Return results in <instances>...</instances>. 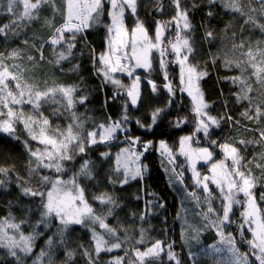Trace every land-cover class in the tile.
<instances>
[{"label":"trees","instance_id":"obj_1","mask_svg":"<svg viewBox=\"0 0 264 264\" xmlns=\"http://www.w3.org/2000/svg\"><path fill=\"white\" fill-rule=\"evenodd\" d=\"M3 2L6 3V0ZM55 3L60 9L59 12L54 14L52 5L45 4L40 10L39 20L27 25L20 24L14 31L9 30L7 35L0 34V52L4 53L5 57H9L13 51L18 52L17 57L6 58L5 63L10 67L16 64L26 69L24 78L29 83L38 86L40 90H46L48 87L76 86L74 100L87 96V100L83 104L75 103L74 108L71 109L83 121V131H95L98 130L100 124L108 126L114 122H120L128 131L127 134L117 137L118 144L91 145L84 154L67 163L66 171L61 174L62 179H70L84 160H91L95 163L94 179L89 180L81 177L79 180L80 186L84 188L85 200L93 207L96 214L105 215L111 206L101 204L94 197L107 193L117 199L119 207L113 208V214L108 216L105 222L109 226L117 228V235L122 242V247L113 249L111 252H101L100 264H108L116 257H124L123 264H129L130 261H136V264H139L134 249L144 251L155 240L171 243L181 264H193L183 245L180 224L182 197L174 190L168 180L162 158L157 150L160 141L167 143L179 160L180 165L186 163V160L178 153L180 140L186 135L193 137L194 143L199 149L219 150L217 147L225 143L239 148L247 169L251 170L253 176L261 178L257 180L253 195L262 214H264V200H261V194H264V167H257L258 164L264 166V144H239L240 140L250 141L256 138L255 129L257 127L264 128V118L260 123H257L241 116L248 104L246 101L236 102L233 94L239 90V86L225 79L226 77L239 76L240 69L234 66L225 67L224 65L225 58L234 59L238 57L241 51H247L249 44L255 48L257 41H261L260 47L264 48V34L252 25H245L244 17L226 10L220 2L210 6L207 0H182V5L190 9L189 19L195 27V31L192 33L195 41L193 45L195 59L190 58V63H198L200 70L208 73L199 82L206 102L211 105L208 108V113L217 118L225 114L233 117V121L221 120L219 127H212L210 134L206 136L202 129L197 131L198 117L193 111L194 103L181 90V67L173 52L166 50V54L163 56L164 66L161 65L162 58L154 55L152 69L149 72H142L144 74L140 90L141 98L136 106L131 104L130 98L127 96V84L120 87L110 81L106 82L103 72L98 73L97 70L103 67L98 56L105 53L108 48L106 26L111 24V17L108 15L110 5L107 0H105L104 12L98 22L83 33V36L87 38V44L84 43L83 37L77 34L71 56L67 60L61 61L60 64L53 63L56 54L60 51L66 52L67 49V43L57 47L48 43L53 29L45 24V20L54 18L56 27L63 23V0H55ZM158 3L162 5V10L157 8ZM193 3L198 6L192 7ZM19 10L22 11V6H19ZM209 10L213 12L212 16L207 15ZM219 11L227 14L229 21L217 33L214 23ZM174 15L175 8L171 4V0H138L137 13L135 16L128 13L127 23L131 30L136 26L137 20L143 21L149 38H153L152 35L156 33L157 22L169 21ZM14 18L6 10L0 8V27L8 24ZM166 28L168 40H173L176 25L170 24ZM208 30L213 31V38H205V33ZM71 35V33H66L65 37L68 38ZM241 41H244L245 48L234 52L233 44L239 45ZM137 45L140 47L141 43L137 42ZM38 48L43 52V59H41L40 51H37ZM29 56H32L33 60H29ZM214 57L215 62H213ZM74 65H79V68L76 71H70ZM165 73L167 77H165ZM250 73L251 69H249ZM122 79L126 83L127 80H124L123 77ZM149 81L156 85L157 90L155 92L152 91V85ZM167 83H170L172 92H169L168 88L165 87ZM254 87H256L255 84ZM66 103V98L57 93L54 98H50L41 104L40 112L49 119L51 128L58 127L63 131L66 129V125L73 123L71 112L67 110ZM225 103H227V108ZM125 104L127 107L124 106ZM25 105L27 108L29 104ZM16 107L18 109L19 106ZM156 108H162L164 111L157 118L156 123L152 124L151 113ZM0 111H6V109H0ZM28 114L34 115L35 113L32 109L28 111ZM125 116L127 117L126 120L123 119ZM3 118L6 117H0V119ZM234 121H239V123ZM14 127L16 129L14 134L0 132V166H14L15 168L6 177L0 174V179L7 181L3 187H0V219L8 217L9 213L16 218L15 222L27 219L28 222L21 225L22 230L27 234L33 230L32 226L39 219V211L35 207L39 201L36 198L20 195L17 176L27 177L29 153L25 147V141H27L28 147L32 149H42L43 145L38 140L31 139L23 122H17ZM124 137L127 139L138 137L140 145L151 141L153 146L143 155L140 166H146V168H144L142 179H130L127 184L123 185L120 183L113 184L110 183V178L123 179L124 165L128 164L123 150L127 148L129 141L126 139L120 142ZM212 141H216V143L213 144ZM101 152H107L109 155L101 157ZM118 156L119 165L117 164ZM182 172L185 174L183 182L187 187L186 189L189 190V195H186L187 198L195 201L196 206L201 209L200 203L203 200L202 197L199 199L196 194L192 195V192H195V187L192 185V176L187 163L182 168ZM42 174L56 175L51 170H42ZM240 199L242 203L234 206L232 212L234 222L231 228L235 234L240 231L242 213L246 209L244 196H240ZM222 204V200L214 199V206L220 215ZM26 207L31 208V211L26 213ZM203 213L205 214V212ZM142 216L143 219H141ZM55 223L56 221L53 220V225ZM94 227H96L97 232L105 234V230L99 228L98 225ZM141 228L145 230V242L142 244L138 243ZM37 231L43 232L44 235L36 240V246L26 258V264H32L41 249L48 250L45 241L48 236L53 234L55 228L45 229L40 226ZM91 235V230L88 227L71 226L66 234V245L57 244L53 249L54 264H63L66 259L65 252L69 248L75 249L77 253L70 264H86L85 258L80 255L82 249L79 245L91 247L93 243ZM209 235L207 237L208 242L215 239L213 233ZM105 238L115 242V237L105 236ZM250 238L251 234L248 230L243 231L241 238H239L242 241L240 245L246 252H250L248 244ZM54 239L58 238L54 237ZM252 258L255 261V258ZM0 264H15L14 259L6 255L5 249H0ZM43 264H47V257L44 258ZM146 264H150V262L146 261ZM156 264H175V261L169 260L165 252L161 254V258ZM254 264H258V262L255 261Z\"/></svg>","mask_w":264,"mask_h":264},{"label":"snow or ice","instance_id":"obj_2","mask_svg":"<svg viewBox=\"0 0 264 264\" xmlns=\"http://www.w3.org/2000/svg\"><path fill=\"white\" fill-rule=\"evenodd\" d=\"M107 2L110 5L108 15L111 17V25L106 26L109 34L106 38L108 48L105 53H101L98 56V60L103 67L97 70L98 73L103 72L106 82L110 81L115 85L124 87L119 80L113 79L111 75L118 71H127L129 75H132L129 66L121 62L124 59H134L136 61L134 67L150 68L151 63L148 59L150 50L161 49L165 28L170 24H175V38L174 41L168 40V45H170L171 51L181 65L182 82L184 81L185 70L187 71V88L181 90H187L188 95L194 101L193 111L198 117L197 131L202 129L205 135L208 134L209 123H206L203 117H206L207 121L217 127H219L221 120L233 121L231 115L225 114L217 118L208 115L206 111L211 105L206 102L198 81L207 76L208 73L200 70L198 63H190V58L192 60L195 59V48L193 46L195 41L192 36L195 27L189 19L190 9L182 5V0H171V4L175 8V15L169 21L157 22L155 43L149 38L143 21L137 20L136 26L131 31L132 53L130 57L124 51V48L128 47V42L123 39L128 34L124 27V13L127 8L131 9V12L135 14L137 0H107ZM217 2L222 3L226 10L238 13L244 17L245 25H252L264 34V0H207L210 6L215 5ZM45 4L52 5L54 14L60 11L56 6L55 0H6V3L0 0V8L15 17L8 24L0 27V34L7 35L9 30L14 31L20 24L27 25L39 20L40 10ZM63 4V23L59 27L55 26L54 18L45 20V24L53 29L50 43L52 45H60L62 42L67 43V54L65 51L57 53L56 59L53 61L55 64H60L61 61L67 60L71 56V50L75 47L74 41L77 34H80L84 43L87 44V38L83 36V33L98 22L104 12L105 0H63ZM19 6H22V11L19 10ZM197 6L195 3L192 5V7ZM157 8L162 10V5L158 3ZM207 15L212 16L213 12L209 10ZM66 32L71 33V37L66 38ZM233 36H235V33H233ZM213 37V31H206V39ZM138 39L145 45L140 53L137 52ZM260 43L261 41H257L255 48L249 44L247 51H241L238 57L234 59L225 58L224 61L225 67L234 66L240 69L239 76L226 77L225 79L239 86V90L233 94L236 102L246 101L248 104L241 116L257 123H260L262 118H264V48L260 47ZM33 47L36 46L33 45ZM244 48V41H241L239 45L233 44L234 52ZM166 50H160L162 57L166 54ZM37 51H40L41 59H43L42 50L38 48ZM117 53H122V55H117ZM18 55V52L13 51L9 54V57H5L4 53L0 52V109H6V111H0V117H6L0 119V132L10 135L14 134L16 131L14 125L17 122H23L31 139L38 140L43 145L42 149H32L28 147V143L25 141V147L29 153L27 177L17 176L20 195L38 199L39 203L35 207L39 211V219L32 226L33 230L27 234L21 228V225L28 222L27 219L15 222L16 218L11 213H9L8 217L0 219V249H5L6 255L13 258L15 264H26V258L33 252L36 240L44 235L43 232L37 231V229L40 226L45 229L54 227L55 231L45 241L48 250L41 249L36 259L32 261V264H43L44 258L47 257V264H54L52 259L53 249L57 244L60 246L66 245V234L71 226L82 225L90 228L93 243L91 247H85L80 244L79 247L82 249L80 255L85 258L86 264H100L99 257L101 252H111L113 249L122 247V242L117 235V228L111 227L105 222L107 217L113 214V208L119 207L117 199L107 193L94 197L101 204L111 206L105 215L96 214L93 207L85 200L84 188L80 186L79 180L81 177L89 180L94 179L95 163L91 160H84L80 164L79 169L68 180L62 179L61 174L66 171V164L74 161L77 156L84 154L88 147L111 140L113 133L121 126V123L114 122L108 126L100 124L98 126L101 129L100 132L91 131L83 134V121L71 109L74 108L75 103L83 104L87 100V96L74 100V93L77 90L76 86L48 87L46 90H40L38 86L29 83L24 78L26 69L16 64L10 67L5 63L6 58H15ZM28 59L33 60V57L29 56ZM213 62H215V57ZM161 65L164 66L163 60H161ZM78 68L79 65H74L70 71H76ZM249 69H251L250 74ZM165 77H167L166 73ZM139 80L140 78L137 77L127 91V96L130 98L132 105H136L141 98ZM149 83L152 85V91L155 92L157 90L156 85L152 81H149ZM254 84L256 87H254ZM165 87L168 88L169 92L173 91L170 85L166 84ZM57 93L66 98V108L71 112L73 121L63 131L58 127L55 129L51 128L49 119L40 112L41 104L50 98H54ZM24 104L31 105L35 114L26 115L22 107ZM16 106L21 107L17 109ZM124 106L127 107V104ZM225 107L227 108V103H225ZM163 111L164 109L162 108H156L151 113L152 124L156 123L157 118ZM123 119L126 120L127 117L125 116ZM234 122L239 123V121ZM255 132L257 133L255 139L250 141L240 140L239 144H264V128L257 127ZM97 136L99 139H97ZM187 139L189 137L182 138L181 144ZM138 140L139 138L137 137L131 143L135 144ZM212 143L215 144L216 141H212ZM150 144L151 141L145 142L143 145L144 149L147 150ZM160 146L162 149L167 150L164 141H160ZM220 147L224 149L226 159H231L232 167H228L224 161H221L219 165L213 164L212 166L214 173L211 178L212 183L216 184L221 194H223L224 203L222 204V215H218L206 227L217 228L222 241L230 245L228 251L232 253L233 259L229 260V264H251L250 257H254L258 264H264V214H262L253 195L257 180L261 178L253 176L251 170L247 169L239 148L227 143L220 145ZM199 152L208 160L212 157V153L207 148L200 149ZM108 155L107 152L100 153L101 157H107ZM131 155L135 157L131 163L136 164L143 153H131ZM119 163L118 156L117 164L119 165ZM217 167L223 170L219 178L215 174ZM257 167L264 166L258 164ZM144 168L146 166L131 167L126 163L123 170V179L115 180L110 178V183L123 185L127 184L130 179H142ZM14 170V166H0V174L5 177ZM42 170H51L56 175L42 174ZM193 175L196 177V183L198 185L202 184L204 191L208 192L210 196L211 192L206 182L209 177H204L201 180L199 173L195 171L194 164ZM6 182V180L0 179V187H3ZM240 193H243L246 198L244 202L246 210L242 213L244 223L252 225L249 228L252 233V239L248 241L250 252L243 254L239 253V250L235 247V240L231 233L225 236L223 232V226L226 222H231L230 213L233 205L242 203L237 198ZM205 199L208 198L205 197ZM261 200H264V194H261ZM30 211L31 208H25L26 213ZM213 211L214 209L209 203L208 213ZM204 215L207 218V213ZM143 218L142 216L141 219ZM53 220L56 221L55 225H53ZM95 225L104 229L105 234L97 232ZM241 228H243V225H241ZM105 236L115 237V242H111ZM54 237L58 239H54ZM144 242L145 230L141 228L138 243L142 244ZM213 248L215 252L222 251L218 246L214 245ZM134 252L139 264H146V261L150 262V264H156L160 260L161 254L165 252L169 260L175 261V264H181L177 254L173 251L172 244L162 240H155L144 251L134 249ZM76 255L75 249H67L65 252L66 259L63 264H70ZM125 255L127 256V253ZM124 259V257H116L109 261L108 264H123ZM129 264H136V261H130Z\"/></svg>","mask_w":264,"mask_h":264},{"label":"rangeland","instance_id":"obj_3","mask_svg":"<svg viewBox=\"0 0 264 264\" xmlns=\"http://www.w3.org/2000/svg\"><path fill=\"white\" fill-rule=\"evenodd\" d=\"M137 9H138V0H137ZM137 9H136V13H137ZM128 13L133 14L131 12V9L126 8L125 13H124V27L127 30L128 34L125 35L123 37V39L128 42V47L124 48V51L127 52L129 57H130L131 53H132V48H131V31H132V29L130 30L128 27V23H127ZM136 13L133 15L135 16ZM228 21H229V16L227 14H224L222 11H219L218 17L214 23L215 31L217 33L220 32ZM66 33H68V32H66ZM155 34L152 35L153 38H150L153 43H155ZM167 40H168L167 28H165L164 34L162 37L161 49H167V51L172 52L171 47H170V45H168ZM173 41H174V38H173ZM137 42L141 43L140 47H138V45H137V52L140 53L141 49L145 45L139 39L137 40ZM48 43L53 47L58 46V45H52L50 43V41ZM62 44H64V43L62 42L60 45H62ZM161 49H151L150 50V54L148 57V59L150 60V63H151L150 68L134 67V65L136 63V61L134 59H124L121 62L129 66L130 70L132 71V75H129L127 71H124V72L118 71L116 73L111 74L112 78L115 80H119L121 82V84L124 86L127 84L128 88L130 89L132 84H133V81H135L136 78L139 77L140 78L139 90H141L142 84H143V78L142 77L144 74L142 72H149L152 69L154 55H158L160 58H162V60L164 59L160 55ZM117 55H122V53H117ZM174 56H175V54H174ZM175 58H176V56H175ZM176 60H177V58H176ZM178 64H179V62H178ZM180 67H181V65H180ZM122 77L124 78V80L125 79L127 80L126 83H124ZM180 82H181V89H186L187 88V71L186 70H185V74H184V81L182 82L181 76H180ZM199 82H200V80L198 81V84H199ZM167 85H170V83H167ZM128 88L126 89L127 91L129 90ZM183 92L192 100V97L188 95L187 90H183ZM193 103H194V101H193ZM25 106L26 105L24 104L22 107H23L25 114L28 115V111L32 110L33 108L31 105H27L28 106L27 108H25ZM20 107L21 106H19L18 109ZM33 111H34V109H33ZM206 111L208 113V109ZM208 115H210V114L208 113ZM203 119H205L206 123H209V131L207 134V135H209L212 127H215V125H212L209 121H207L206 117H203ZM95 131L100 132L101 129L98 128V130H95ZM127 132H128L127 129H125L121 124V126L115 131V133H113L112 139L105 142V143H102V144H118L117 137L119 135H125V134H127ZM82 133L86 134L87 131H83V129H82ZM184 137H189V139L184 140L183 144H181L182 139L180 140V146H179L178 153L182 156L183 159L186 160V163L189 167L190 175L192 176L191 182H192V185H194V187H195V192H192V195L196 194L199 199H200V197H202L203 201H201V203H200L201 209L196 206L195 201H191L187 198V196L189 195V190L186 189L187 187L185 186V184L183 182V180L185 178V174L182 172V168L185 167L186 163H183L181 165L179 164V160L177 159L175 154L172 152V150L169 148L167 143H165L167 146V150L161 148L160 142L157 145V150H158L159 155L162 158L163 167H164L165 172L167 174L168 180H169L171 186L174 188V190L178 194H180L182 197V207L180 210V224H181V228H182L184 248L189 253V259L193 264H229V260L233 259L232 253L228 251V248L230 247V245H228L225 241H222V238L219 234V230L217 228L211 227V226L206 227V225H209L210 221L215 220L217 218V216L220 215L218 210L214 206V199L222 200V202L224 203L223 194H221L217 185L212 183L211 178L214 175L213 170H212V166H213V164L219 165V163L221 161H224V163L228 167H232L231 159L230 158L226 159V154H225L224 149L221 147H217L219 150H213V149L207 148L212 153L211 159L208 160V159L204 158L202 156V154L199 152L200 149L198 148L196 143H194V139L191 135H186V136H183L182 138H184ZM97 139H99L98 136H97ZM126 139L127 138L124 137V139H122L120 142H122ZM132 140L133 139H127V141H129V144L127 145V148H126L128 151H125V154H126V159L128 161V164L131 165L132 167L133 166L136 167V166H140L144 153L148 152L152 148L153 143H151L150 146L148 147V149L145 150L143 147L144 144L140 145L139 140L135 144L131 143ZM131 153H135V154L143 153V155L140 156V159H139V161L136 162V164H132L131 161H133L135 159V157L133 155H131ZM193 164L195 165V171L199 173V178L201 180H203L204 177H209V180L206 182L208 184L209 190H211L210 196H209L208 192L204 191L202 184L198 185L196 183V177H194V175H193ZM222 171H223L222 169L217 167V169L215 170V174H216L217 178H219V175L221 174ZM202 190L204 191L205 194L203 193ZM190 193H191V191H190ZM240 196H244L243 193H240L238 195L237 198L239 200H241ZM205 197H207L208 199H205ZM245 200H246V198L244 196V201ZM209 203H210L211 207L214 209V211L211 213H208ZM236 205L237 204L233 205L232 212H233L234 206H236ZM203 212L208 214L207 218H205V215ZM232 212L230 213V218H231L230 221L231 222L230 223L226 222V224L223 226V232L225 233V236L228 233H231L232 237L235 240V247L239 250V253H241V254L248 253L241 247L240 243H242V241L239 240V238H241L242 232L246 231V230L249 231V228L252 227V225L244 223V217L242 216V218H241L242 224L241 225H243V228L240 227V231L237 234H235V232L231 228L232 223L234 222V217H233ZM221 215H222V212H221ZM212 217H214V218H212ZM227 224H229V225L226 226ZM249 232L251 234V238H250V240H251L252 239V233H251V231H249ZM210 233H213V235H215V239L208 242L207 237L210 236L209 235ZM214 245L220 247L222 249V251L215 252L214 248H213ZM249 247H250V245H249ZM250 261H251V264L255 263V261L253 260L252 257H250Z\"/></svg>","mask_w":264,"mask_h":264},{"label":"bare ground","instance_id":"obj_4","mask_svg":"<svg viewBox=\"0 0 264 264\" xmlns=\"http://www.w3.org/2000/svg\"><path fill=\"white\" fill-rule=\"evenodd\" d=\"M66 127H67V125H66Z\"/></svg>","mask_w":264,"mask_h":264}]
</instances>
